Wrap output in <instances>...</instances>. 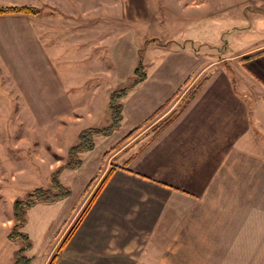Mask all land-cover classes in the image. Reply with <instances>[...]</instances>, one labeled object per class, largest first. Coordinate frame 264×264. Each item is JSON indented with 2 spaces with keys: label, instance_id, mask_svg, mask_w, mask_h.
Returning a JSON list of instances; mask_svg holds the SVG:
<instances>
[{
  "label": "crops",
  "instance_id": "crops-1",
  "mask_svg": "<svg viewBox=\"0 0 264 264\" xmlns=\"http://www.w3.org/2000/svg\"><path fill=\"white\" fill-rule=\"evenodd\" d=\"M42 2L51 10V59L61 61L70 52L73 68L80 69L54 76L88 82L89 14L103 11L105 0ZM119 3L109 6L114 10ZM263 50L261 43L249 51ZM158 59L161 63L122 100L120 138L146 123L180 88L181 99L208 71L206 80L155 138L150 134L139 141L142 134L135 135L105 166L103 151L84 156L77 171L83 172L80 189L102 169L106 174L111 163L115 170L54 264H264V54L232 69L213 63L207 70L188 52ZM64 87L54 86L51 100L59 103L56 108H75L77 94ZM165 110L148 128L168 114ZM72 197L73 192L58 202L66 201L49 241L71 213ZM43 254L39 258L46 264Z\"/></svg>",
  "mask_w": 264,
  "mask_h": 264
},
{
  "label": "rangeland",
  "instance_id": "rangeland-1",
  "mask_svg": "<svg viewBox=\"0 0 264 264\" xmlns=\"http://www.w3.org/2000/svg\"><path fill=\"white\" fill-rule=\"evenodd\" d=\"M113 1L119 0H105L103 11L89 14L90 77L86 82V78L81 81L73 77L69 81L54 76L74 71L75 62L70 61V52L61 61L51 59V10L42 5V0H0V5H42L34 6L39 9L37 16H0V264H14V252L20 246L7 236L13 225V201L25 198L34 188L49 185L51 172L67 161L68 149L82 129L107 125L108 96L130 82L139 60L146 76L151 66L161 63V55L175 52L195 54L207 70L213 63L232 69L239 68L242 59L252 54L249 50L264 43V0H120L114 10L109 6ZM76 70L79 72V67ZM207 72L193 78L189 91ZM54 86L72 88L77 106L56 108L59 103L51 100ZM189 91L178 100L179 94L166 107L169 112L164 118L177 111ZM160 120L149 128L151 123L141 125L138 140L153 134ZM116 132L111 137H97L93 154L103 151L104 155L112 150L110 157L129 142L120 143L126 135L120 138ZM86 154L81 156L82 164ZM112 162L119 164L120 160ZM104 170L96 174L88 191V183L78 188L82 170L63 173L61 182L73 192V209L50 241L52 223L66 201L27 211L24 231L31 242L27 255L30 252L33 261L38 259L36 262L44 264L39 258L44 251L43 260L50 262L105 175ZM55 240L58 247L50 255Z\"/></svg>",
  "mask_w": 264,
  "mask_h": 264
},
{
  "label": "trees",
  "instance_id": "trees-1",
  "mask_svg": "<svg viewBox=\"0 0 264 264\" xmlns=\"http://www.w3.org/2000/svg\"><path fill=\"white\" fill-rule=\"evenodd\" d=\"M39 14V9L34 6L29 5H0V16H11V15H26V16H37ZM264 54V50L249 56H246L242 59L243 62L249 61L259 55ZM132 78L130 82L120 88L112 90L108 96L107 102V111L109 114V121L107 125L103 127H88L82 129L78 135L76 142L70 146L67 152V161L54 169L50 174V183L47 186L37 187L32 189L25 198H17L12 203V220L13 225L11 226L8 232V238L12 241H17L20 243L18 249L14 252V264H30L31 259L27 255L28 251L31 248V242L27 233L24 231L25 226L27 225V211L32 209L37 204L43 205H53L67 197L70 196V190L61 182V176L65 171H76L79 170L82 166L81 156L90 153L95 149V139L97 137H111L117 130L120 129L123 121V105L122 99L125 98L128 93L137 88L141 83L146 80V70L141 62L138 61L136 67L133 70ZM206 78H204L200 83H198L191 91H189L187 98L181 102L177 111L172 112L166 118L160 120V122L155 126L153 130V135L151 139L155 138L160 132H162L179 114V112L190 102L193 96L196 94L200 86L204 83ZM190 82L188 78L183 86H187ZM182 86V87H183ZM181 88L178 89L174 96L166 101L162 106H160L151 116L146 120V122L152 121L154 118L159 116L166 107L180 94ZM142 128V126H137L133 128L122 140L120 143H125L132 139ZM112 152H106L102 161H104L108 155ZM115 166H111L105 176L101 179L99 185L95 189L92 197L80 212L78 218L75 220L73 225L68 229L64 237L62 238L60 245L57 249V252L52 257L48 264H54L59 251H61L70 241L71 237L75 233L77 227L87 214L88 210L95 202L108 180L110 179ZM96 180L94 176L86 185V191H88L93 183Z\"/></svg>",
  "mask_w": 264,
  "mask_h": 264
}]
</instances>
